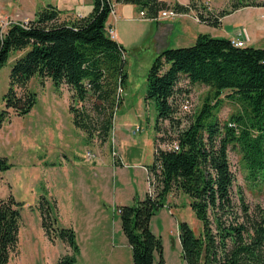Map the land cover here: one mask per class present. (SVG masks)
<instances>
[{
	"label": "trees",
	"instance_id": "1",
	"mask_svg": "<svg viewBox=\"0 0 264 264\" xmlns=\"http://www.w3.org/2000/svg\"><path fill=\"white\" fill-rule=\"evenodd\" d=\"M118 3L134 5L151 20L166 8L178 13L196 10L200 22L214 27L221 26V18L242 5L264 6V2L237 0L230 10L204 15L193 1L92 0L87 15L69 19H61L60 10L50 3L42 6L32 19L12 22L0 33V68L11 52H21L9 71L0 127L11 111L23 116L31 110L37 94L28 88V82L38 76L50 79L55 88L67 86L72 122L86 133L88 141L108 138L127 78L125 48L106 27ZM182 76L192 83L208 85L215 102L211 103L209 93L188 125L177 130L174 140L179 150L159 148L156 138L153 160L147 165L153 190L142 199L135 197L132 204L118 206L132 264H165L162 241L149 223L168 205L167 195L172 191L189 196V206L202 224L198 235L187 222L178 224L185 264H264V210L251 208L240 191L233 195L234 174L228 156L233 143L250 175L264 173V48L237 47L229 38L199 33L191 45L162 49L147 73L144 95L145 101L154 104L155 125L172 119L178 111L182 91L178 82ZM224 90L229 91L226 97L243 109L220 124L214 110ZM11 166L8 158L0 155V172ZM53 203L40 196V225L48 240L59 238L71 251L59 256L54 264H75L79 253L76 233L72 227L57 224ZM18 206L11 193L0 199V264H9L18 250Z\"/></svg>",
	"mask_w": 264,
	"mask_h": 264
},
{
	"label": "rangeland",
	"instance_id": "2",
	"mask_svg": "<svg viewBox=\"0 0 264 264\" xmlns=\"http://www.w3.org/2000/svg\"><path fill=\"white\" fill-rule=\"evenodd\" d=\"M178 1L185 4L193 1L197 11L204 15L209 12L218 13L223 9L230 10L231 4L237 2V0H169L170 3ZM248 1L264 2V0ZM49 3L60 10L61 19H69L87 15L90 12L92 0H0V33L5 31L12 22L27 21L30 13L34 12L35 15L38 8ZM14 6L19 9L16 10ZM126 9L122 10L121 15L126 14ZM238 9H241L238 18H242L249 11L262 12L264 6L242 5ZM138 14L139 11L135 13L136 19L131 21H113V19L117 20L114 7L106 24L107 29L111 27L114 32L117 31L124 38L125 43H122L125 48L124 72L127 78L122 101L114 115L112 129L105 141L97 137L88 141L86 133L74 126L68 108L71 92L66 85L55 88L50 79H41L38 76L32 77L28 82V88L37 94L36 102L31 110L23 116L14 115L11 111L10 116L0 127V155L6 156L8 162L12 163L9 169L0 173V199L6 198L11 193L19 202L21 214L18 250L11 256L9 264H54L59 256L71 253L59 238L51 242L45 236L37 209L41 195L50 205H53L55 201L57 224L72 227L77 232L76 240L81 250L79 248V253L75 256V264H104V261L97 260L96 256L103 257L105 254L100 249L97 252L91 251L90 247L93 245L89 244V239L94 241L93 237L103 229L101 223H94L90 227L87 214L90 198L82 191V188L80 189L76 175L83 169L90 171L89 167L94 166L95 160L100 155L109 162H112L113 157V162H116L117 156L114 153L119 147L124 148V152L127 149L125 157L128 161L138 157L142 163L151 162L152 150L154 152L153 148H155V146L152 148L155 133L158 130L161 131L157 136L160 143L173 141L177 130L188 125L191 117L198 113L209 95L208 85L201 82L192 83L187 77L182 76L178 82V86L182 89L178 97V111L174 113L172 119L163 120L155 125L154 104L152 101H145L144 95L147 73L159 53L157 44L152 39L156 23L145 22V19L140 20ZM234 16L233 14L226 17V21L232 20ZM195 17L198 19L196 10H190L176 17L165 18L173 19L167 21L173 25L169 36L170 45L193 44L195 40L191 37V33L222 36L220 28L203 31L197 23L182 28L175 19L188 22L190 18L195 20ZM261 20L257 36L254 39L248 36L246 45L264 48V34L261 36V29L264 32V13ZM20 54L21 52H11L7 63L0 68V109L4 108L2 96L8 88L10 68ZM228 92V90L222 92L220 104L214 110L220 124L229 121L231 115L243 109L237 101L226 97ZM210 100L211 103L215 102L212 94ZM185 103L189 106L187 110L183 108ZM139 113H142V116H139ZM118 131H121L124 137L118 139ZM146 139L147 143H145ZM134 140L141 142L139 146L132 144ZM136 148L139 151H136ZM88 152L90 154L87 156ZM228 156L230 168L234 174L233 195H236V191H240L251 208L259 206L264 210V173L258 176L250 175L238 147L233 143L228 147ZM150 190H153V187ZM189 202V196L179 191H172L167 195V204L173 208L179 222H187L198 235L202 232V224L190 208ZM167 213L166 208L156 212L152 229L162 241L165 264H185L180 256V244L175 242L172 245L171 241L172 239L177 241V235L172 233L165 224L164 216ZM168 215L171 217L170 214ZM111 218L117 217L111 214ZM128 264H132L131 253Z\"/></svg>",
	"mask_w": 264,
	"mask_h": 264
},
{
	"label": "crops",
	"instance_id": "3",
	"mask_svg": "<svg viewBox=\"0 0 264 264\" xmlns=\"http://www.w3.org/2000/svg\"><path fill=\"white\" fill-rule=\"evenodd\" d=\"M164 1L169 2V0H164ZM179 3H181V1ZM181 4H185V3H181ZM16 7L14 6L15 9ZM135 8L136 7L132 4H121V3L116 4L115 12L117 15V20L113 19V21H117V22L119 20L131 21L136 19L135 13H137L138 11ZM124 9H126L127 12L125 15H121L122 10ZM240 10L241 9L235 10L232 14H230V15L233 14L235 15L232 20L226 21V17L230 16L229 14L222 17L221 18L222 24L219 27L209 26L205 23L198 22L197 21L198 19H196V17H195L196 21L193 18L192 19L190 18L188 22L185 20L182 22L180 19L177 18L175 19L178 22V24L181 25L182 28L189 27L190 24H196V23L199 24L197 26H199L200 30L203 31L206 30L212 31L214 30V28H220L221 29L220 33L222 36H218V37H226L229 39L235 36L241 38V36H239L238 33H236V31L238 32V30L243 29L245 27L246 29L245 28L244 29L246 30L247 35L249 34L248 36L254 39L259 32L258 28H260L261 26L260 25L262 23L261 16L264 13V10L262 12H253V13L249 11L245 13V15L242 18H238ZM33 13L32 14L30 13L28 15L29 19H32L34 17ZM140 20L142 19L140 18ZM145 20H146L145 22L156 23V29L154 30L155 33L152 35V39L157 44V52H160L164 48L179 47L177 46L178 44L170 45L171 41L169 39V36L172 33L173 25L167 23V21L173 19L151 20L149 18H145ZM114 33L115 36L113 38L120 44L122 43L124 44L125 42L123 36L121 34H118L117 31H115ZM263 34L264 32L261 29V36ZM197 35H195V33L194 34L191 33V37L194 40ZM176 43H178L177 39H176ZM139 116H142V113L141 114L139 113ZM159 134H160L159 132L155 133L154 141H157L156 138L157 136H159ZM120 137H124V136L121 131H118L117 138L120 139ZM118 143L120 144V140L118 141ZM140 143L141 142L139 140H134L132 142V144L137 146H139ZM145 143H147V139L145 140ZM158 145H160V142H157L156 146ZM154 146L155 143H153L152 148ZM123 149L124 148H120V147L116 149V152L114 153L117 156L116 162H113V157H112V162H109L104 158V156L100 155L95 160L94 166L89 167L90 171H88V169H83L78 173V175H76L79 181L80 189L82 188V191L84 193H87L90 198L87 209L88 210L87 214L90 220V227L93 226L94 223H101L103 229L99 234H96L93 237L94 241L92 239H89V244L93 245L90 247L91 251L97 252V250L100 249V251H102L105 254L103 257H100L98 255L96 256V259L104 261V264H128V259L131 253V249L127 243L124 233L122 232L120 219L117 216L116 209L120 205L131 204L133 202L134 196H137L138 198L142 199L150 189L149 181H148L147 165H149L153 160V153H154L153 150H152V160H150L151 162L142 163L140 162L138 157H136L135 160H131L132 162L128 161L125 157L127 149H125V152ZM136 151L139 150L136 148ZM84 170H87L88 172H85ZM165 208L167 209L168 212L164 216L165 224L167 225V228L170 231H172V233H175L177 235V239H176L177 241L172 239L171 241L172 245L175 244V242H178L180 244L179 228H178L179 219L177 218V216L174 215L173 208H171L169 205L163 207V209ZM111 214L116 215L117 218L116 219L111 218ZM168 214H170L171 217H169ZM154 217L155 214L151 217L149 223L150 229L152 230L153 233H155L154 230L152 229ZM75 233L77 239L76 230ZM91 236L92 235L90 233V238ZM180 254H181V246H180Z\"/></svg>",
	"mask_w": 264,
	"mask_h": 264
},
{
	"label": "built area",
	"instance_id": "4",
	"mask_svg": "<svg viewBox=\"0 0 264 264\" xmlns=\"http://www.w3.org/2000/svg\"><path fill=\"white\" fill-rule=\"evenodd\" d=\"M178 15H180V13L176 12L172 8H166V9H162L158 13V15L155 18V20L165 19V18H168V17H176ZM138 17L141 18V19H145L144 13L142 11L139 12ZM108 28H109V29H107L108 34L113 38L115 36L114 30L111 27H108ZM238 35L241 36V38H238L236 36L231 38L230 39L231 44L233 46H237V47L246 46V42H248V38H249L248 35H247L246 30L244 28L240 29L238 31ZM188 107L189 106L187 104L183 105V108L186 109V110L188 109ZM158 147L161 148V149L172 150V151L179 150V144H178V142L176 140H173L171 142L160 143V145H158ZM89 154L90 153L88 152L87 156ZM89 158H91V157H89ZM149 191H150V189H149ZM117 212H119V209H117Z\"/></svg>",
	"mask_w": 264,
	"mask_h": 264
}]
</instances>
